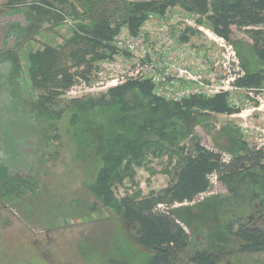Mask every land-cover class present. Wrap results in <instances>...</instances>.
<instances>
[{
  "label": "rangeland",
  "instance_id": "1",
  "mask_svg": "<svg viewBox=\"0 0 264 264\" xmlns=\"http://www.w3.org/2000/svg\"><path fill=\"white\" fill-rule=\"evenodd\" d=\"M41 1L61 10L67 20L55 22L52 14L29 9ZM64 1L66 4L26 0L24 6L11 11L7 0H0V264H109L112 260L145 264L150 254L137 242V227L122 219L112 205L105 204L94 189L107 135L119 132L133 139L138 127L161 120L162 114L135 91L128 97L133 110L125 114L111 104H95L100 95L137 70V58L125 52L110 59L113 66L107 71L110 79L106 83L97 85L95 77V73L106 69L105 60L94 62L86 80L76 79L52 108L37 109L44 90L29 81L31 56L50 47L67 60L74 49L69 41L77 27L81 23L89 25L101 11L114 13L119 2ZM114 15L119 16L120 11ZM165 15L184 20L189 15L198 17L191 27L182 23L171 27L170 39L176 49L173 60L180 68L174 76L181 79L182 86L199 91L197 97L205 99L213 97L210 91L214 88H224L232 112H197L201 116L193 133L184 139L179 134L180 123L174 131L168 128L160 135V124L156 123L154 130H148L132 147L131 156L136 161L133 180L124 179L111 189L115 201L127 193L147 197L165 189L178 163L183 162L180 147L190 146V137L205 149L219 153L224 161L231 154L264 149V82L259 89L234 85L244 74L243 63L249 71L261 68L247 49L250 41L239 32L231 44L219 40L204 17L188 12L180 4L170 7ZM125 31L122 28L119 33L124 35ZM140 46L138 55L153 53L154 44L148 34ZM188 74L190 80H186ZM169 211L191 237L190 246L178 252L172 264H188L197 250L233 251L222 264H264V254L235 253L232 241L224 239L221 229L229 220L248 218L264 228V213L259 212L257 202H251L246 191L232 198L212 177L206 193L192 203L176 204Z\"/></svg>",
  "mask_w": 264,
  "mask_h": 264
},
{
  "label": "trees",
  "instance_id": "2",
  "mask_svg": "<svg viewBox=\"0 0 264 264\" xmlns=\"http://www.w3.org/2000/svg\"><path fill=\"white\" fill-rule=\"evenodd\" d=\"M56 1L66 4L64 0ZM25 2L26 0H7V6L13 11L24 6ZM175 4L204 17L211 32L229 44L236 32L244 34L250 41L246 45L247 49L261 68L249 71L246 63H243L244 74L238 76L234 85L245 89H259L262 86L264 0H119L114 13L106 15L101 11L92 18L89 25L81 23L77 27L69 41V44H74V49L67 60L61 58L57 49L50 47H44L31 56L29 81L44 90L38 98L37 109L45 111L52 108L74 86L76 79L86 80L94 62L110 60L118 53L113 40L122 28H126L134 36L149 16L163 17ZM69 5L75 12L76 8ZM30 7L32 12L38 14H52L55 22L67 20L62 16L61 10L55 9L47 1ZM118 11L121 16L116 17L114 14ZM134 91L146 97L154 109L162 114V119L149 121L138 127V134L133 139L123 137L119 132L107 135L94 191L105 204L112 205L122 219L137 227V242L150 254L145 264H172L176 254L190 246L189 233L174 219L169 209L176 204L192 203L198 196L206 193L212 177L225 187L232 198H237L242 191H246L250 201L257 202L259 212L264 213V149L231 154L229 160L224 161L219 153L200 146L194 137L188 139L190 146L180 147L183 162L178 163L173 180L165 189L147 197L127 193L119 201L113 200L111 189L124 179L133 180L132 166L136 162L131 156L133 148L148 130H154L156 123L160 124L157 130L159 135L164 134L168 128L174 131L176 123H180L182 130L179 134L184 139L193 133L195 122L201 116L197 112H232L223 93L209 99L192 96L179 102H171L157 97L154 85L149 80L132 78L107 90L95 104L106 107L111 104V107L125 114L133 110L129 106L128 97ZM71 103L76 104L74 100ZM161 206L166 209L161 210ZM221 229L224 239L232 241L235 253L264 254V228L257 226L253 218L229 220ZM232 252L197 250L189 257L188 264H222ZM109 264L129 263L112 260ZM224 264L231 263L227 261Z\"/></svg>",
  "mask_w": 264,
  "mask_h": 264
},
{
  "label": "built area",
  "instance_id": "3",
  "mask_svg": "<svg viewBox=\"0 0 264 264\" xmlns=\"http://www.w3.org/2000/svg\"><path fill=\"white\" fill-rule=\"evenodd\" d=\"M187 17L188 18L184 20L177 16H149L136 35L130 37L131 35L126 30L124 35L119 33L113 40L115 41L113 42V46L118 53H129L134 58H137V70L133 73L134 75L129 74L128 78L149 80L154 85V94L166 101L179 102L182 99L200 95L199 91H193L191 87L182 86V83L179 81L181 79H177V77L174 76L176 72L180 71V68H176V61L173 60L176 49L170 39L171 27L179 23H182V26L191 27V22L197 23L198 17L190 15ZM145 34H148L151 38V43L154 44L153 53L146 55V52H143L138 55L137 46L141 47L140 42L145 40ZM218 39L223 41L220 38ZM173 51H175L174 54ZM155 53L158 54V56ZM111 60L104 61L103 66L106 67L105 70L101 69L99 72L95 73V77L98 79L97 85H102L110 79V76H107V71L112 69L113 64L110 63H113V61ZM190 75L191 74H188L189 78L186 77L188 78L186 80L191 79ZM118 81L120 80L118 79L111 83L113 84ZM122 82H124L123 79L119 84ZM210 92L214 97L226 91L224 88L218 86Z\"/></svg>",
  "mask_w": 264,
  "mask_h": 264
}]
</instances>
